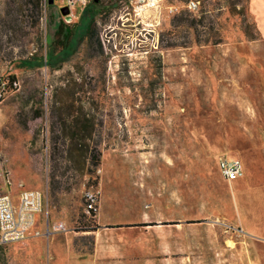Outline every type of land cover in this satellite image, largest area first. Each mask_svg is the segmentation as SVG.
<instances>
[{
  "label": "rangeland",
  "instance_id": "obj_1",
  "mask_svg": "<svg viewBox=\"0 0 264 264\" xmlns=\"http://www.w3.org/2000/svg\"><path fill=\"white\" fill-rule=\"evenodd\" d=\"M49 1L38 13L34 0H0V74L17 81L0 102V194L43 189L48 219L72 227V254L93 248L87 223L144 219L124 235L136 264H264L243 220L248 193L264 191V40L249 0H100L99 44L78 42L80 25L54 68L35 66L64 20L66 0ZM79 108L97 165L72 150ZM220 156L245 176L227 181ZM56 245L49 260L45 235L0 244V264H71Z\"/></svg>",
  "mask_w": 264,
  "mask_h": 264
},
{
  "label": "crops",
  "instance_id": "obj_2",
  "mask_svg": "<svg viewBox=\"0 0 264 264\" xmlns=\"http://www.w3.org/2000/svg\"><path fill=\"white\" fill-rule=\"evenodd\" d=\"M250 12L253 15L255 26L259 32V39L264 40V0H249ZM83 11V10H82ZM81 14V13H80ZM78 16L77 20L79 19ZM244 167V166H243ZM235 179L240 181L245 176ZM7 176L10 178V182H7ZM5 185L11 188L14 183L11 180L9 172L4 176ZM250 187V185H249ZM10 189L9 193L14 202H18L19 193ZM38 189V188H36ZM252 193V192H251ZM46 201V199H45ZM45 201L42 211L35 214V222L30 229L28 236H41L45 235L48 239V252L49 260L54 256L56 243L60 242L65 248L64 260L70 261L71 264H136L137 259L134 257L129 258L123 251L125 245H127L126 235L129 232H133L135 227L138 226H151L152 223L142 220L141 222H116L113 220L98 219L97 229L93 231V248L90 252L74 253L72 254V227L69 222L64 219L63 221H50L47 213L45 215ZM264 207V191L259 190L254 193H248L247 205L245 207L244 228L248 231V235L264 244V213L262 208ZM44 215V217H43ZM123 235V236H122ZM123 237V238H122ZM59 239V241H58ZM34 239H30L27 245L30 247ZM10 243V242H9ZM69 250V254H68ZM66 261V262H67Z\"/></svg>",
  "mask_w": 264,
  "mask_h": 264
},
{
  "label": "built area",
  "instance_id": "obj_3",
  "mask_svg": "<svg viewBox=\"0 0 264 264\" xmlns=\"http://www.w3.org/2000/svg\"><path fill=\"white\" fill-rule=\"evenodd\" d=\"M90 0H66L69 6V12L63 15L64 22L72 23L77 21L78 16L89 3ZM142 2L143 5L152 7L157 5L159 0H134ZM46 4V0H42ZM132 3L133 0H130ZM198 1L189 0L187 7L195 10ZM172 8V7H171ZM16 87L17 81L13 83ZM14 91L11 87L8 75L0 74V102L6 99L10 93ZM218 167L221 175L227 180L232 181L238 179L244 174L242 161L234 156H220L218 159ZM7 182H10L7 176ZM46 192L43 189L29 188L23 189L19 193L18 202L15 203L9 193L0 194V244L19 241L27 237L31 227L35 222V214L42 211ZM89 202L87 203V212L95 211L94 196L88 194Z\"/></svg>",
  "mask_w": 264,
  "mask_h": 264
},
{
  "label": "trees",
  "instance_id": "obj_4",
  "mask_svg": "<svg viewBox=\"0 0 264 264\" xmlns=\"http://www.w3.org/2000/svg\"><path fill=\"white\" fill-rule=\"evenodd\" d=\"M42 0H34V5L36 11L39 13L41 9ZM104 5L100 3V0L89 1V3L85 6L83 11L80 14V17L74 23H66L64 20L60 19L53 30L52 39L50 42V50L46 53L45 57H39L38 62L35 63V66L40 65H48L51 68L58 66L61 61L60 54L65 51L69 52L67 58H69L76 51L77 43H74V38L77 36V29L79 26H83L82 34L78 42L85 41L87 45L92 46L93 44H99L98 32L96 28V23L98 21V17L103 12ZM10 78L11 87L15 90V86L13 85L16 82V79L13 75H8ZM60 102L62 101V97L59 98ZM64 103V102H63ZM65 107L70 111L72 103H65ZM81 108V107H80ZM78 109L76 115L70 114L69 116L72 118V121L75 126V131L71 134V137L75 139V146L72 150H75L81 156H83L84 161L86 159H90L91 164L97 165L99 163V153L93 152L87 155L88 148L81 146V142L89 137L91 134L90 127L92 126L89 121V116L85 113H82L81 109ZM90 216H94L95 213L90 211ZM97 225L94 223L93 225L86 224L78 229L81 231H90L95 230Z\"/></svg>",
  "mask_w": 264,
  "mask_h": 264
},
{
  "label": "water",
  "instance_id": "obj_5",
  "mask_svg": "<svg viewBox=\"0 0 264 264\" xmlns=\"http://www.w3.org/2000/svg\"><path fill=\"white\" fill-rule=\"evenodd\" d=\"M49 2H52V0H50ZM59 10H60L62 15H66L69 12V6L67 4H65V5L61 6L59 8Z\"/></svg>",
  "mask_w": 264,
  "mask_h": 264
}]
</instances>
